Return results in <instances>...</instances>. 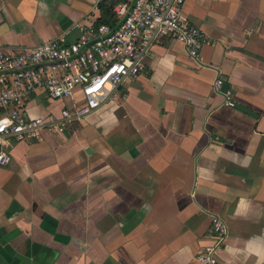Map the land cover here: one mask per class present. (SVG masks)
I'll use <instances>...</instances> for the list:
<instances>
[{
  "label": "crops",
  "instance_id": "obj_1",
  "mask_svg": "<svg viewBox=\"0 0 264 264\" xmlns=\"http://www.w3.org/2000/svg\"><path fill=\"white\" fill-rule=\"evenodd\" d=\"M117 1L0 0V50L74 41ZM182 10L206 39L198 57L163 39L119 98L7 140L0 264H199L213 215L227 226L221 264H264V0ZM65 104L34 92L26 112L60 117Z\"/></svg>",
  "mask_w": 264,
  "mask_h": 264
},
{
  "label": "built area",
  "instance_id": "obj_2",
  "mask_svg": "<svg viewBox=\"0 0 264 264\" xmlns=\"http://www.w3.org/2000/svg\"><path fill=\"white\" fill-rule=\"evenodd\" d=\"M185 0H120L109 23L81 26L74 41L45 40L24 48L0 50V165L10 160L7 140L39 139L44 130L80 120L123 95L121 86L145 70L144 58L153 44L171 39L198 57L206 39L183 14ZM215 87L223 85L221 78ZM41 92L52 100H68L60 117H31L26 112L30 94ZM233 106V100L227 99ZM227 226L211 218V240L195 255L199 264H221L219 250Z\"/></svg>",
  "mask_w": 264,
  "mask_h": 264
},
{
  "label": "trees",
  "instance_id": "obj_3",
  "mask_svg": "<svg viewBox=\"0 0 264 264\" xmlns=\"http://www.w3.org/2000/svg\"><path fill=\"white\" fill-rule=\"evenodd\" d=\"M118 1H120V0H118ZM113 6H114V4H107V5L103 4V6H102V16H101L100 20L97 21V23H109V22L112 21V19H113V12H112Z\"/></svg>",
  "mask_w": 264,
  "mask_h": 264
},
{
  "label": "water",
  "instance_id": "obj_4",
  "mask_svg": "<svg viewBox=\"0 0 264 264\" xmlns=\"http://www.w3.org/2000/svg\"><path fill=\"white\" fill-rule=\"evenodd\" d=\"M227 87V86H226ZM233 106L239 110H242L244 112H247L249 114H254L251 110H249L248 108H245L244 106H241L240 104L236 103L233 101Z\"/></svg>",
  "mask_w": 264,
  "mask_h": 264
}]
</instances>
